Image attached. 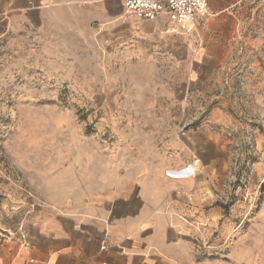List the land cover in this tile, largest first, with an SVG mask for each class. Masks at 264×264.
I'll list each match as a JSON object with an SVG mask.
<instances>
[{"label":"rangeland","instance_id":"374dc122","mask_svg":"<svg viewBox=\"0 0 264 264\" xmlns=\"http://www.w3.org/2000/svg\"><path fill=\"white\" fill-rule=\"evenodd\" d=\"M237 15L204 38L200 22L170 60L139 59L92 24L35 35L30 54L2 40L0 236L26 229L41 190L142 162L205 181L207 217L190 223L208 259L264 264V0Z\"/></svg>","mask_w":264,"mask_h":264},{"label":"crops","instance_id":"0c3cea01","mask_svg":"<svg viewBox=\"0 0 264 264\" xmlns=\"http://www.w3.org/2000/svg\"><path fill=\"white\" fill-rule=\"evenodd\" d=\"M243 1L207 0V14L193 25L171 15H127L122 0H0V42L30 54L35 35L92 24L139 59L170 60L176 46L189 47L200 22L203 38L238 28ZM140 165L132 176L96 165L59 196L41 190L21 222L26 229L0 236V264H221L198 250L190 223L207 217L205 181Z\"/></svg>","mask_w":264,"mask_h":264},{"label":"built area","instance_id":"2783aa9c","mask_svg":"<svg viewBox=\"0 0 264 264\" xmlns=\"http://www.w3.org/2000/svg\"><path fill=\"white\" fill-rule=\"evenodd\" d=\"M122 5L127 15L137 18L153 20L159 15H171L182 23L193 25L207 14V0H122ZM190 169L171 170V173L177 175Z\"/></svg>","mask_w":264,"mask_h":264},{"label":"bare ground","instance_id":"6f19581e","mask_svg":"<svg viewBox=\"0 0 264 264\" xmlns=\"http://www.w3.org/2000/svg\"><path fill=\"white\" fill-rule=\"evenodd\" d=\"M191 170H192V169H190V170H188V171H186V172H183V173H178L177 175H175L174 173H171V170H168V171H167V175H168V176H169V175H170V176H175V177H176V176H179V174H181V175H185V174H186V175H192L193 172H192ZM169 172H170V173H169Z\"/></svg>","mask_w":264,"mask_h":264}]
</instances>
